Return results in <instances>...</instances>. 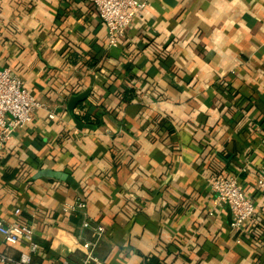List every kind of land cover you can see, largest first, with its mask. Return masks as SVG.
I'll use <instances>...</instances> for the list:
<instances>
[{
	"label": "crops",
	"instance_id": "crops-1",
	"mask_svg": "<svg viewBox=\"0 0 264 264\" xmlns=\"http://www.w3.org/2000/svg\"><path fill=\"white\" fill-rule=\"evenodd\" d=\"M1 69L46 108L0 152V222L33 229L30 264H82L90 242L89 264H264V0H148L115 47L91 0H0ZM86 91L104 124L78 131L67 104ZM214 173L254 229L209 215ZM27 249L0 236V264Z\"/></svg>",
	"mask_w": 264,
	"mask_h": 264
},
{
	"label": "built area",
	"instance_id": "built-area-1",
	"mask_svg": "<svg viewBox=\"0 0 264 264\" xmlns=\"http://www.w3.org/2000/svg\"><path fill=\"white\" fill-rule=\"evenodd\" d=\"M95 6L100 20L105 25L109 45L115 47L124 38L126 31L132 22L146 11L148 0H91ZM46 108L33 98L23 88L21 79L10 69L0 70V152L12 138L13 134L29 126L36 111ZM53 114H48L47 119L53 120ZM207 183L213 194L212 208L209 215L212 216L216 209L228 207L232 215L231 228L235 232H249L256 226L252 223L254 214L253 204L243 193L234 176L218 175L208 176ZM257 189L264 193V167L258 172ZM1 204V200H0ZM86 205L78 201L77 208L83 209ZM19 216L20 210L14 212ZM84 229L90 228L88 219L82 223ZM97 241L103 230L96 229ZM0 236L7 245H16L24 241L28 245L26 253H22L18 264H30L31 257L39 251L38 244L34 241L33 229L25 224L15 221L10 224L0 222ZM96 242L85 243L82 246L84 258L82 264L94 262L93 249ZM6 259L0 256V263H6ZM63 264H67L66 262Z\"/></svg>",
	"mask_w": 264,
	"mask_h": 264
},
{
	"label": "trees",
	"instance_id": "trees-1",
	"mask_svg": "<svg viewBox=\"0 0 264 264\" xmlns=\"http://www.w3.org/2000/svg\"><path fill=\"white\" fill-rule=\"evenodd\" d=\"M87 66L90 68L92 67L94 68L95 63L94 64L89 63ZM135 93L136 92L133 89H126L125 92H123V94L121 95V101L125 104H130L136 98ZM105 113L107 112L105 111ZM109 114L110 113H107V115ZM72 117L86 126L93 127V130L98 126H102L104 124V121H102V116L99 119H95L91 117L88 109L86 108V105L82 103L76 106ZM213 175L218 176V174L216 173L212 174L211 176Z\"/></svg>",
	"mask_w": 264,
	"mask_h": 264
},
{
	"label": "water",
	"instance_id": "water-1",
	"mask_svg": "<svg viewBox=\"0 0 264 264\" xmlns=\"http://www.w3.org/2000/svg\"><path fill=\"white\" fill-rule=\"evenodd\" d=\"M87 96H88V91H86L85 93L79 94L75 97H71L68 101V104H67L68 112L71 115H73V112H74L76 106L80 103L85 102V100L87 99ZM73 122L75 124L76 130H78V131H82L84 129L93 130V127L86 126V125L82 124L81 122L75 120L74 118H73ZM43 173H44V176H46V177H56V175H58V174L52 173V172H43Z\"/></svg>",
	"mask_w": 264,
	"mask_h": 264
}]
</instances>
